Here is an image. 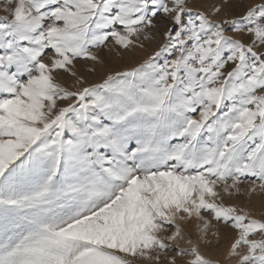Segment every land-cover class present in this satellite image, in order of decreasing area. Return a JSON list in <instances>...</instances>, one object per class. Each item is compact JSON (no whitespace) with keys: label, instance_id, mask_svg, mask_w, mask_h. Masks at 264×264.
<instances>
[{"label":"snow or ice","instance_id":"obj_1","mask_svg":"<svg viewBox=\"0 0 264 264\" xmlns=\"http://www.w3.org/2000/svg\"><path fill=\"white\" fill-rule=\"evenodd\" d=\"M0 13V264H264V0Z\"/></svg>","mask_w":264,"mask_h":264},{"label":"rangeland","instance_id":"obj_2","mask_svg":"<svg viewBox=\"0 0 264 264\" xmlns=\"http://www.w3.org/2000/svg\"><path fill=\"white\" fill-rule=\"evenodd\" d=\"M258 2H259V0H244L245 5L254 4V3H258ZM202 3H203V0H193V4L194 5H200ZM0 15H2V13H0ZM158 39H159V37H158ZM154 48H155V45H149L148 46V52L147 53H142L141 56L147 55ZM237 203L245 204V203H249V202L242 198L241 200L237 201ZM250 204H251V206H254V208L258 211L261 208V206L264 205V197H262L260 195H257L255 197H253V199L251 200ZM211 254H213V255L217 254V253H215V249L212 250Z\"/></svg>","mask_w":264,"mask_h":264},{"label":"bare ground","instance_id":"obj_3","mask_svg":"<svg viewBox=\"0 0 264 264\" xmlns=\"http://www.w3.org/2000/svg\"><path fill=\"white\" fill-rule=\"evenodd\" d=\"M215 253H216V251H215Z\"/></svg>","mask_w":264,"mask_h":264}]
</instances>
